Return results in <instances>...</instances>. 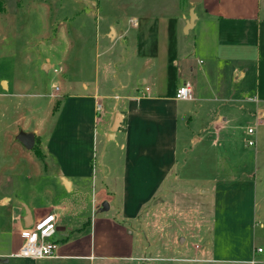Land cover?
<instances>
[{"label":"crops","instance_id":"crops-1","mask_svg":"<svg viewBox=\"0 0 264 264\" xmlns=\"http://www.w3.org/2000/svg\"><path fill=\"white\" fill-rule=\"evenodd\" d=\"M82 1L96 7L94 1ZM154 1L150 9L140 11L142 15H133L128 24L140 28L167 22L169 17L181 22L185 30L193 12L194 23L184 31L191 34L189 49L177 48L178 53L166 61L160 48L153 45L149 51L148 33L129 29L123 18L110 17L104 20L106 29L99 37L120 44L118 53L111 55L112 50L108 55L99 43L94 80L80 77L66 84H53L59 88L55 98L60 102V111L50 113L52 119L55 117L51 128L45 130V119L38 121L35 112L30 111V128L21 129L34 135L31 150L16 140L17 135L16 143L9 142L7 127L0 124V264L134 261L138 259L134 255V223L156 200L159 204L173 185L192 181L196 167L205 175L201 181L208 184L226 183L232 176L233 180L246 178L250 186L252 177L256 178L259 157L264 153V0H200L196 4L189 0L184 4L183 0ZM0 2V15L19 13L20 9L9 11L4 1ZM128 7H139V3L127 2ZM182 63L186 68L178 71L183 81L172 92L161 90L163 72ZM184 83L190 84L192 99L176 100L175 92ZM52 87L48 95L51 99L55 93ZM13 97L0 93L4 101ZM72 100L76 101L72 102L74 107H68ZM71 111L75 119L62 120ZM245 118L256 121L261 128L251 140L252 146L250 141L246 146L245 136L254 132L248 133L247 129L245 134L240 125ZM73 122L77 127L71 125ZM253 146L254 150L248 148ZM33 177H45L50 183L40 193L47 197L38 200L41 205L35 197L27 201L14 190L20 180ZM97 183L95 196L104 205L99 213H107L85 223L86 229L85 219L75 214L86 209L87 189L93 190ZM211 186V191L202 193L222 188ZM29 193L30 189L23 196ZM27 206L32 223L46 214L56 217L63 240L51 258L14 256L23 243L21 232L31 223L25 221ZM105 229L118 233L126 243L116 244L114 238L109 241ZM211 244L203 249L207 257L202 261L243 264L255 257L264 259L255 253L261 246L244 253L234 249L236 260L227 258L229 252H222L213 241ZM111 251L116 253L111 255Z\"/></svg>","mask_w":264,"mask_h":264},{"label":"rangeland","instance_id":"rangeland-1","mask_svg":"<svg viewBox=\"0 0 264 264\" xmlns=\"http://www.w3.org/2000/svg\"><path fill=\"white\" fill-rule=\"evenodd\" d=\"M0 1H4L9 11L20 9L14 16L0 15V93L7 92L15 96L7 101L0 99V124L7 127V136L11 143L17 142L14 138L19 130L30 128V111L35 112L38 121L45 119V130L51 128L55 117L52 119L50 113L60 111V102L56 100L58 92L52 94L53 99L48 96L54 83L66 84L80 77L94 80L96 49L99 43L101 51L108 50V55L112 50L114 51L111 55L118 53L120 44L113 45L108 39L99 37L106 29L104 20L120 17L124 19L126 27L134 28L132 22L128 24V20L133 15L139 17L142 15L140 11H146L155 4L154 0H89L96 3V7H93L82 0ZM133 1L138 2L139 7L126 8V3ZM185 1L183 0V4ZM144 4L146 6L142 7ZM67 17L71 20L66 21ZM166 19L167 22L146 24L140 27L141 29H134L148 33L149 51L152 52L153 45L160 48L161 57L167 61L180 49L190 48L191 34L184 33L181 22L169 17ZM164 46L166 48H163ZM177 48L180 49L176 50ZM43 65H51V68H45ZM59 68H62V72L54 73V69ZM185 68L183 63L181 67L167 68L160 79V89L172 92L175 85L184 79L178 70L182 72ZM150 75L152 70L148 72V77ZM54 88L53 85L52 89ZM63 102L62 99L61 105ZM72 102L76 101H68V107H74ZM70 119H75L72 111L62 120L70 122ZM71 125L77 127V123L73 122ZM240 125L245 134L247 129L254 132L252 136H245L248 146L247 142L254 141L255 134L261 131V128L256 121L248 118L242 120ZM59 126H62V123ZM248 148L254 150L255 146ZM259 158V175L256 173V178L252 177L250 186L246 178L233 180L232 176L226 183L202 182L205 175L199 172L200 167H196V174L192 171V181L173 185L159 204L156 200L149 211L144 210L139 222L134 223L137 234L134 255L138 259L130 262L113 260L104 264H215L202 261L207 257L203 249L212 241L222 252H229L226 255L229 259H238L234 249L242 253L257 246L264 249V227H260V224L264 226V153H261ZM95 161L97 162V159L94 163ZM48 185L50 183L47 178L33 177L20 180L19 184H15L14 190L24 200L35 197L36 202L40 204V200L47 198L46 194L41 196L40 193L46 191ZM211 185L228 188V191L220 188L218 192L203 194L202 191H211ZM92 187L94 189L88 188L85 194L88 197V206L75 214L76 218L85 219L84 224L107 213H99L102 202L95 196L99 184ZM28 188L32 194L24 197V192H29ZM36 191L38 192L34 195ZM26 210L30 211L28 206L25 207L24 213ZM70 215L68 214V217ZM103 233H107L109 241L114 238L116 244L126 243L112 230L105 229ZM53 240L60 245L63 239L57 232ZM115 253L116 251L110 252L111 255Z\"/></svg>","mask_w":264,"mask_h":264},{"label":"built area","instance_id":"built-area-1","mask_svg":"<svg viewBox=\"0 0 264 264\" xmlns=\"http://www.w3.org/2000/svg\"><path fill=\"white\" fill-rule=\"evenodd\" d=\"M62 68L58 70L54 69V73H61ZM59 88L55 86L54 92L57 93ZM175 99L180 101H188L192 99V88L190 84L184 83L175 92ZM101 110V106L97 105V111ZM248 133H253L251 129ZM249 146L253 145V142L248 143ZM262 228L263 225L260 224ZM56 217L54 214H46L33 222L29 227L24 228L21 232L23 243L14 255L19 258L28 259H43L51 258L55 255L57 249V243L53 240L54 235L57 233ZM255 253L259 256L264 254V249L256 248ZM264 257V255H263ZM245 264H264V259L252 258Z\"/></svg>","mask_w":264,"mask_h":264},{"label":"water","instance_id":"water-1","mask_svg":"<svg viewBox=\"0 0 264 264\" xmlns=\"http://www.w3.org/2000/svg\"><path fill=\"white\" fill-rule=\"evenodd\" d=\"M199 1L200 0H189V2L191 4H196ZM194 20H195V14L193 12H191L190 16H189V21H188L187 27L185 28V31H187L189 29V27L193 25ZM16 140L19 143H21L24 146V148L27 150H31L34 147L35 138H34V135L32 133L20 131L16 136ZM102 209H104V205L102 206ZM26 215H27V218H25V221L29 220L31 222V217H30L29 211H26ZM31 223H30V225H31ZM30 225L26 224L25 226L29 227Z\"/></svg>","mask_w":264,"mask_h":264},{"label":"trees","instance_id":"trees-1","mask_svg":"<svg viewBox=\"0 0 264 264\" xmlns=\"http://www.w3.org/2000/svg\"><path fill=\"white\" fill-rule=\"evenodd\" d=\"M3 10L2 3L0 2V12Z\"/></svg>","mask_w":264,"mask_h":264}]
</instances>
